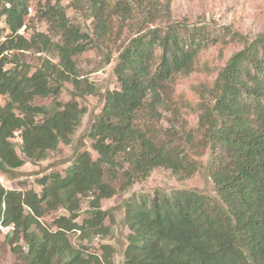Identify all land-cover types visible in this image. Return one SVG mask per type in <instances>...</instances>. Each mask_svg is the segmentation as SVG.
<instances>
[{
  "label": "trees",
  "instance_id": "1",
  "mask_svg": "<svg viewBox=\"0 0 264 264\" xmlns=\"http://www.w3.org/2000/svg\"><path fill=\"white\" fill-rule=\"evenodd\" d=\"M46 5L43 16L59 25L61 45L44 33L21 34L28 29L30 0H0V98H7L0 104L2 170L45 161L60 145H70L87 111L77 99L96 93L80 80L75 61L89 50V38L69 25L58 2ZM125 7L122 2L115 6ZM106 15L102 8L95 12V28L104 40L113 34ZM213 43L221 50L234 43L243 48L218 73L212 102H199L195 133L181 132L175 123L165 128V84L190 75L202 50ZM30 50L57 51L59 64L46 60L31 73L17 59V53ZM115 73L121 90L106 94L89 134L96 160L89 152L79 154L65 175L39 180L40 194L8 191L0 182V226L11 229L12 251L28 264H113L112 246H102L99 255L70 240L73 233L82 240L110 234L106 220L111 214L101 203L117 191L105 182L106 173L116 180L123 171L125 190L158 168L193 175L200 167L193 156L210 149L218 197L188 192L170 198L156 192L127 202L125 223L131 233L124 264H264V33L250 42L229 28L221 37L206 27L148 29L123 47ZM66 83L74 92L62 103ZM37 99H53V105L36 106ZM17 137L25 158L13 143ZM91 192L90 216L80 223L82 198ZM60 209L68 215L55 219L53 228L46 226L42 220Z\"/></svg>",
  "mask_w": 264,
  "mask_h": 264
},
{
  "label": "rangeland",
  "instance_id": "2",
  "mask_svg": "<svg viewBox=\"0 0 264 264\" xmlns=\"http://www.w3.org/2000/svg\"><path fill=\"white\" fill-rule=\"evenodd\" d=\"M47 1L30 0L28 29L25 31L22 29L21 34L29 37L33 33H44L54 44L61 45L63 37L59 25L43 16ZM56 2L63 9L69 25L90 40L89 50L77 56L75 61L80 80L93 86L96 93L77 99L87 111L70 145L62 144L57 151L49 154L47 160L38 163L28 162L18 170L0 168V182L8 191L34 190L40 194L42 188L38 184L39 180L52 173L65 175L79 154L89 152L95 160L98 158L89 134L103 111L106 94L121 90L115 73L119 54L138 34L148 29L185 25L191 29L206 27L213 36L216 34L221 37L224 30L229 28L233 33L241 34L252 42L264 33V0H52V5ZM119 2L125 3L126 7L123 10L115 8ZM99 8L106 11L108 29L113 27L111 38L105 40L95 28L97 24L95 12ZM128 9L132 10L131 15H128ZM242 48V45L234 43L221 50L219 44L213 43L202 50L190 75H179L165 84L161 93L162 98L167 101V104H163L161 108L162 124L165 128H171L175 123L176 128L181 132L195 133L198 125L199 102H212L211 91L218 73L226 66L232 55ZM10 54V59L15 60L13 53ZM17 55L21 63L30 66L31 73L40 68L46 60L59 64L57 51L38 54L35 50H30L19 52ZM10 67L11 65L8 68ZM73 92V85L66 83L60 102L70 101ZM6 102L7 98H0V104L4 105ZM34 104L51 108L53 99H37ZM17 114L21 115L22 110H17ZM13 143L18 154L25 158L21 152L19 138H15ZM181 144H184L186 150L192 154L189 144L185 145L184 141ZM193 157L200 164L195 174L188 175L158 168L149 178L137 182L127 190L122 189L126 183L123 171H119L116 180H112L106 173L105 182L117 191L113 198L103 200L101 203L102 210L111 214V218L106 220V225L110 226V234L107 237L92 236L90 239L82 240L79 233H73L70 235L72 244L76 248L99 255L102 246L110 245L114 249L113 264H124L127 238L131 233L125 223L127 202L144 194L153 196L156 192H161L170 198L188 192L217 198L216 188L210 177V149ZM94 199L93 192L82 198L81 217L78 222L82 223L90 216L91 202ZM65 215H68L67 212L60 209L49 213L42 221L46 226L53 228L54 220ZM10 232V228L0 226V264H28L23 255H17L12 251L7 239Z\"/></svg>",
  "mask_w": 264,
  "mask_h": 264
},
{
  "label": "built area",
  "instance_id": "3",
  "mask_svg": "<svg viewBox=\"0 0 264 264\" xmlns=\"http://www.w3.org/2000/svg\"><path fill=\"white\" fill-rule=\"evenodd\" d=\"M23 29H25V27Z\"/></svg>",
  "mask_w": 264,
  "mask_h": 264
}]
</instances>
